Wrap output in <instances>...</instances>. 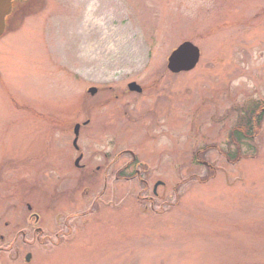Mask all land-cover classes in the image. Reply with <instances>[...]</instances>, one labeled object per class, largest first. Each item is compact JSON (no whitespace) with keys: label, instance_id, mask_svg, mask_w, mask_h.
Listing matches in <instances>:
<instances>
[{"label":"rangeland","instance_id":"1","mask_svg":"<svg viewBox=\"0 0 264 264\" xmlns=\"http://www.w3.org/2000/svg\"><path fill=\"white\" fill-rule=\"evenodd\" d=\"M27 14L0 37V163L12 152L38 154L42 192L29 188L26 200L46 217L54 241L58 229L72 232L12 264H264V121L240 141L241 151L228 139L243 107L264 103V0H46ZM186 40L200 47L201 60L169 74L168 56ZM131 80L162 84L152 98L166 96L169 105L159 139L149 138L160 134L151 118L132 123L119 113L151 99L122 95ZM90 84L112 85L121 99L97 93L87 114ZM85 117H92L80 140L86 151L91 139H113L114 152L124 145L153 161L156 149L170 148L156 170L169 187L164 208L138 198L154 184L142 192L137 180L118 181L117 194L108 193L119 197L97 208L98 176L87 179L68 160L76 153L67 138ZM209 142L217 144L204 152L216 163L214 176L192 160ZM54 153L70 179L62 172L56 181Z\"/></svg>","mask_w":264,"mask_h":264},{"label":"flooded vegetation","instance_id":"2","mask_svg":"<svg viewBox=\"0 0 264 264\" xmlns=\"http://www.w3.org/2000/svg\"><path fill=\"white\" fill-rule=\"evenodd\" d=\"M37 1L38 0H13L11 12L6 18V27L16 26L18 21H21V19L24 21L27 17V11L32 9L37 4ZM160 85L162 84L155 83V81L150 84H143V91L136 93L131 91L127 84L128 92L126 93L125 90H121L122 95L136 93L143 96L144 94L150 93L151 99H149L144 105H136L135 107L132 106L133 109L130 107L131 110H129L128 107L125 108V106L118 108L119 113L132 123H136L139 119L151 118L153 120V129L156 127V124L158 125L160 131V134L157 137H154L153 135L149 137L152 140L159 139L161 136L165 135L166 123L168 122L167 115L169 114V105L167 97L164 96L162 98H158L159 100L157 101H152V98L154 97V89ZM90 87L91 86H88L86 90V95L88 97L85 96L83 105L84 112H87V114L88 110L90 111L92 107L90 104L92 101L91 96L96 95L97 93H103L101 95L103 98L107 96L106 94L111 93V95H115L116 98L121 99L122 95L118 93L119 90L115 89L112 85L96 86L98 89L95 94L90 93ZM165 95H167V93ZM123 101H121V104H123ZM128 103L129 101H125L124 105ZM261 110L264 112V103ZM52 118L53 121L51 124H60L59 116H53ZM160 118H163L165 123L162 124L163 120H159ZM91 119V117H86L85 120L81 121L84 122V124L80 128V137L77 145L74 143V137H72L71 141L67 138V143L71 142V145L76 153L72 154L70 156L72 158H69L68 160L69 165L71 164L73 168L86 176L87 179L98 176L99 179H97V181L96 179H93L95 181L91 183L93 184L91 185L93 191L97 190L99 187V194L94 199V203L97 208H100L101 203H104L105 205L110 204L105 200H112L113 198L119 197L108 193V191L111 190L113 193L117 194V192L113 190V186L116 185L118 181L125 182L133 180H137L142 184V192L144 189H148L149 191L151 184L153 183L154 185H152L153 189L151 190V193H146L147 196L139 194L138 198L144 203H149L152 209L159 206L157 202H160L159 209L162 207L164 208L166 197L170 196V194L167 196L169 187L166 183V175H160V173H156V170L161 171L159 163L161 160V154L165 157L169 156L170 148L167 149V147H163V150L165 149L167 153L165 150L161 151L160 148L156 149L158 153L156 159L153 161L142 158L138 151L129 147L125 148L124 145L114 152L113 147H117V144L116 142H112L113 139H109V141L104 138V143H102V145L94 139H91L87 144L89 148L87 147L86 151V149L81 146L80 140L83 133V127H88V125L91 124ZM78 122V120L74 121L73 126H75ZM236 124L237 123L235 122L232 125V129L228 134V139L235 135V130L238 128ZM146 128L147 130H152L149 124ZM233 141V143H235V140ZM227 142L228 145L231 144L230 141ZM216 146V143L209 142L204 146L199 147L195 152L196 154L193 155V164L205 167L208 171L216 173V163H213L214 161L211 157L208 158L206 156L209 155L208 153H204L207 152L209 148H216ZM201 152L204 153L203 156ZM231 152V150H228L223 153L224 155H227V158L229 159V154L231 155ZM9 155L10 154H8L6 159H4L6 161L5 163L4 160L0 163V264H12L13 258L17 260L21 257L22 252L25 253L24 260L26 262L28 254L30 253L32 255V248H35L37 245L42 246V244H52L53 246H58L63 241V239L61 241L59 238L69 236L72 232V229H69V227L67 228L69 231L64 235L62 230L58 229L55 232L57 241H54L52 234L49 232L50 230L47 228L46 217H44L41 212L33 208L31 203L26 200L27 197L25 195L29 188L35 187L37 192H42L41 184L43 178L41 179L40 176L43 175V163H37L38 158L35 156H38V154L23 155L12 152L11 156ZM52 158L54 162L51 161L49 163L48 161V163L51 164V170L57 173L56 181L62 179L60 177V173L62 172L66 178L70 179V172L65 173V169L62 168L63 165L66 164L61 163L60 158H58L55 153L52 155ZM169 170L170 163L167 161L166 168H163V173ZM38 185H41V187H38ZM160 188H163L162 193L160 192ZM89 190L91 191V189H87L86 193H89ZM15 192H18V195H14ZM77 215L78 214L72 213V218L70 220H74L73 218ZM60 218L61 213H59L56 217L57 224L60 223ZM67 221L71 223V221ZM68 222L66 223L67 225ZM13 250H15V256H12Z\"/></svg>","mask_w":264,"mask_h":264},{"label":"water","instance_id":"3","mask_svg":"<svg viewBox=\"0 0 264 264\" xmlns=\"http://www.w3.org/2000/svg\"><path fill=\"white\" fill-rule=\"evenodd\" d=\"M13 0H0V36L6 31V18L11 12ZM200 49L190 41H185L175 49L168 59V68L173 72L188 71L196 67L200 60ZM131 90L141 91L142 88L133 81L129 84ZM93 92L96 88L90 89ZM79 125L76 126L75 132L78 136ZM77 142V139L75 140Z\"/></svg>","mask_w":264,"mask_h":264},{"label":"trees","instance_id":"4","mask_svg":"<svg viewBox=\"0 0 264 264\" xmlns=\"http://www.w3.org/2000/svg\"><path fill=\"white\" fill-rule=\"evenodd\" d=\"M241 122L238 123L235 135L232 137L238 151H241L240 141L245 139H253L258 129L260 130L261 123L264 120V112L261 110L260 105L252 107L251 110L243 115ZM243 127V128H242Z\"/></svg>","mask_w":264,"mask_h":264},{"label":"bare ground","instance_id":"5","mask_svg":"<svg viewBox=\"0 0 264 264\" xmlns=\"http://www.w3.org/2000/svg\"><path fill=\"white\" fill-rule=\"evenodd\" d=\"M39 114H42V113H39ZM85 118H86V117H85ZM85 118L79 119V120H78L79 122L76 123L75 126L72 127V133H73V136H72V137H74V140H76V139L78 140V139H79V137H80V128H81L82 125L84 124V122H81V121L85 120ZM91 118H92V117H91ZM86 122H87V121H86ZM86 122H85V123H86ZM91 123H92V119H91ZM73 125H74V124H73ZM77 125L80 126V127H79V134H78V136H77V134H76V132H75V129H76V126H77ZM83 129H84V127H83ZM82 132H83V131H82ZM65 133H66V132H65ZM63 134H64V132H63ZM68 135H69V134H68ZM71 135H72V134H71ZM72 137H71V138H72Z\"/></svg>","mask_w":264,"mask_h":264}]
</instances>
